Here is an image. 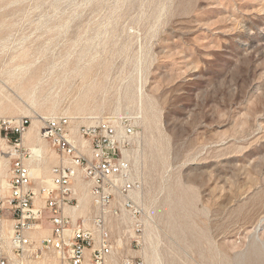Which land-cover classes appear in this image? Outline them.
<instances>
[{"label":"rangeland","instance_id":"374dc122","mask_svg":"<svg viewBox=\"0 0 264 264\" xmlns=\"http://www.w3.org/2000/svg\"><path fill=\"white\" fill-rule=\"evenodd\" d=\"M38 115L135 128L144 264H264V0H0V182Z\"/></svg>","mask_w":264,"mask_h":264},{"label":"built area","instance_id":"2783aa9c","mask_svg":"<svg viewBox=\"0 0 264 264\" xmlns=\"http://www.w3.org/2000/svg\"><path fill=\"white\" fill-rule=\"evenodd\" d=\"M31 124L20 117L2 125L10 177L0 182V263L144 264L131 253L144 231L142 183L130 156L135 128L103 120L75 130L69 116L44 119L41 136L57 155L48 182L37 178L24 145ZM84 195L92 210L77 215Z\"/></svg>","mask_w":264,"mask_h":264},{"label":"bare ground","instance_id":"6f19581e","mask_svg":"<svg viewBox=\"0 0 264 264\" xmlns=\"http://www.w3.org/2000/svg\"><path fill=\"white\" fill-rule=\"evenodd\" d=\"M43 118L44 117L38 115L37 119L33 120L26 134L28 142L32 144V154L35 159H38L40 155L42 154V150L46 149V147L44 146L46 145L45 144L46 141L41 136V128H42L41 121L44 120ZM42 142H44V144H41ZM37 171H38V174L49 172V170L42 169V168H38ZM46 180L49 182V178H46ZM177 191H178V195H177ZM171 193L173 195H177V204L182 205L185 203L186 198L189 194V188H185L184 185L178 182V187H174L173 189H171ZM139 196H140V191L137 192L136 198H139ZM84 199H85V202H87L86 195H84ZM47 232H48L47 230H44L41 233V235L43 236L47 234ZM57 260L58 259L56 257H51L47 260V262H45V264H58ZM0 264H3V263H0Z\"/></svg>","mask_w":264,"mask_h":264}]
</instances>
